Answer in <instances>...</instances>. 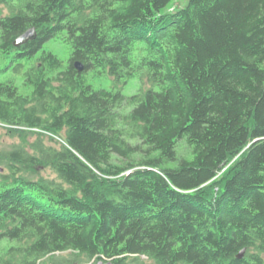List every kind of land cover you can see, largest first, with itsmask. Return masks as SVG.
Listing matches in <instances>:
<instances>
[{
    "label": "trees",
    "instance_id": "obj_1",
    "mask_svg": "<svg viewBox=\"0 0 264 264\" xmlns=\"http://www.w3.org/2000/svg\"><path fill=\"white\" fill-rule=\"evenodd\" d=\"M172 1L0 0V264H264V0Z\"/></svg>",
    "mask_w": 264,
    "mask_h": 264
},
{
    "label": "rangeland",
    "instance_id": "obj_2",
    "mask_svg": "<svg viewBox=\"0 0 264 264\" xmlns=\"http://www.w3.org/2000/svg\"><path fill=\"white\" fill-rule=\"evenodd\" d=\"M187 0H174L172 1L168 7L165 9V12L167 11H174L178 9L179 7H182ZM44 49L46 51L52 52L61 62L63 65H68L69 59L71 57V44L67 41H64L62 36H57L52 41L47 42L44 45ZM5 66V60H1L0 58V68H3ZM11 77V71L6 70V72L1 73L0 72V81H4L7 79H10ZM91 83L95 89H109L111 87L110 79L105 76H98V75H91L90 76ZM22 80V77H20ZM20 79H16L17 84H21L22 81ZM136 80H132L127 85V88L123 90V93L127 96H130L134 94L136 91ZM19 87V86H18ZM20 91L23 92L22 86L19 87ZM12 130V131H10ZM63 137V133L61 135L53 136L55 140L61 141V138ZM37 133L28 130H24L18 127H11L9 125H5L3 123H0V152H5L10 150L12 147H19L23 150L32 153L31 146L32 144L37 140ZM44 142L47 144H53V142H50L48 138H44ZM181 142H186V140L179 141L177 150H180V147L182 145ZM183 154H188L189 149L186 144H183L181 149ZM7 170L4 165L0 164V174H6ZM41 175L50 179H56L55 174L50 169H45L41 172ZM64 256L67 255V253L63 254Z\"/></svg>",
    "mask_w": 264,
    "mask_h": 264
},
{
    "label": "water",
    "instance_id": "obj_3",
    "mask_svg": "<svg viewBox=\"0 0 264 264\" xmlns=\"http://www.w3.org/2000/svg\"><path fill=\"white\" fill-rule=\"evenodd\" d=\"M37 37L35 28H29L28 30H26L23 34H21L20 36H18L16 38V40L14 41V46L15 47H20L21 45L26 44L29 41H33L35 40ZM74 67L76 69L77 72H82L84 69L83 64H81L80 62L76 61L74 63ZM244 253V250H241L238 258H242ZM96 264H113V262L111 260H99L98 262H96Z\"/></svg>",
    "mask_w": 264,
    "mask_h": 264
}]
</instances>
